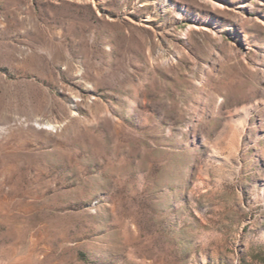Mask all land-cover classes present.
Wrapping results in <instances>:
<instances>
[{"label":"rangeland","instance_id":"obj_1","mask_svg":"<svg viewBox=\"0 0 264 264\" xmlns=\"http://www.w3.org/2000/svg\"><path fill=\"white\" fill-rule=\"evenodd\" d=\"M263 82L264 0H0V264H264Z\"/></svg>","mask_w":264,"mask_h":264},{"label":"bare ground","instance_id":"obj_2","mask_svg":"<svg viewBox=\"0 0 264 264\" xmlns=\"http://www.w3.org/2000/svg\"><path fill=\"white\" fill-rule=\"evenodd\" d=\"M209 1V0H208ZM263 86H264V82H263ZM264 89V88H263ZM264 92V91H263ZM254 96V95H253ZM254 99V100H253ZM249 100H253V102L251 103L250 102V105L247 106L242 112H244V115H245V118H246V121L247 123H250V119L253 115V113H256V112H259L260 110H262V106L264 107V103L263 102H260L258 101L255 97H250ZM264 101V100H263ZM50 125V124H49ZM38 127H43L41 126V124H38ZM50 127L54 128L53 125H50ZM47 129V128H46ZM248 133V132H247Z\"/></svg>","mask_w":264,"mask_h":264}]
</instances>
